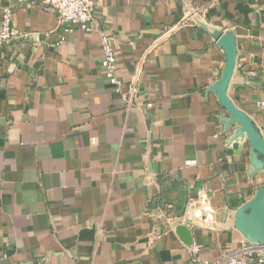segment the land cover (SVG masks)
<instances>
[{
    "label": "crops",
    "instance_id": "crops-1",
    "mask_svg": "<svg viewBox=\"0 0 264 264\" xmlns=\"http://www.w3.org/2000/svg\"><path fill=\"white\" fill-rule=\"evenodd\" d=\"M93 2L90 31L62 34L45 0H0V19L11 7L22 34L0 49V264L229 256L247 243L235 210L264 170L253 174L248 141H231L227 113L207 93L224 54L195 19L234 34L228 96L264 128V0ZM99 33L114 50L117 86L101 72ZM201 188L211 229L185 217Z\"/></svg>",
    "mask_w": 264,
    "mask_h": 264
},
{
    "label": "water",
    "instance_id": "water-1",
    "mask_svg": "<svg viewBox=\"0 0 264 264\" xmlns=\"http://www.w3.org/2000/svg\"><path fill=\"white\" fill-rule=\"evenodd\" d=\"M199 27L209 36L224 54V66L220 78L208 88L227 113L220 116L225 132L232 131L231 141L246 139L250 146L249 158L253 174L264 170V136L263 127H258L252 118L240 110L228 96V88L236 69L237 46L233 33L208 27L199 19H195ZM233 228L237 230L248 244L255 245L264 255V184L259 187L252 198L235 210ZM176 230L188 235L185 225H178Z\"/></svg>",
    "mask_w": 264,
    "mask_h": 264
},
{
    "label": "built area",
    "instance_id": "built-area-1",
    "mask_svg": "<svg viewBox=\"0 0 264 264\" xmlns=\"http://www.w3.org/2000/svg\"><path fill=\"white\" fill-rule=\"evenodd\" d=\"M45 3L55 13L57 19L56 28L60 29L62 34L71 33L77 29L90 31V23L94 12L93 0H45ZM21 35L13 24L12 8L4 6L0 19V49L12 39ZM63 40L64 38L61 37L58 44L62 43ZM99 41L102 50L101 72L111 85L117 86L119 85V80L116 75L117 64L114 50L105 33H99ZM261 80L264 84V74ZM256 106L264 115V97L257 101ZM185 217L192 222H198L202 227L211 229L215 219V209L211 205L204 189H198L195 196L188 197ZM199 251L200 246L198 245H194L191 248V252L194 255L198 254ZM212 264H264V255L257 246L246 243L229 256Z\"/></svg>",
    "mask_w": 264,
    "mask_h": 264
}]
</instances>
